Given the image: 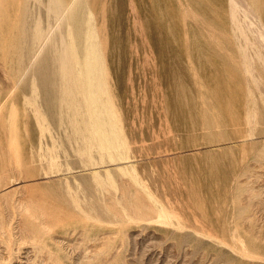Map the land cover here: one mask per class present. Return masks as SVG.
Instances as JSON below:
<instances>
[{"label": "rangeland", "instance_id": "1", "mask_svg": "<svg viewBox=\"0 0 264 264\" xmlns=\"http://www.w3.org/2000/svg\"><path fill=\"white\" fill-rule=\"evenodd\" d=\"M171 2L99 7L54 118L46 0L0 2V34L44 45L0 62V264H264V0ZM73 11L54 24L77 47Z\"/></svg>", "mask_w": 264, "mask_h": 264}, {"label": "crops", "instance_id": "2", "mask_svg": "<svg viewBox=\"0 0 264 264\" xmlns=\"http://www.w3.org/2000/svg\"><path fill=\"white\" fill-rule=\"evenodd\" d=\"M141 0H113L114 5L112 8L118 9L116 11L117 14H127V9H130V13H134L135 9L138 7V4ZM151 0H143V3L148 6L150 4ZM171 2V0H169ZM58 5L56 6L55 0H46V26L44 29V25H42L39 28H36V31L33 32L31 35L33 38L36 39H46L45 44V56L42 59V63L46 64V77L47 78H76L81 77V75H71V64H72V55L74 53V56L78 60L79 65V71L82 67V71H86V55H87V32L85 31V27L82 26L83 24V18L82 16H87L88 14L94 15V21L92 24H90L91 31L90 33L93 36L94 40V47H96V53L98 52L97 47L102 46L103 43L101 42V36H100V20L97 16L100 14H105V9L100 10L99 7L103 6L104 8L109 6L108 0H58ZM172 4V2H171ZM49 5V6H48ZM75 8V11H73V15H79V19L77 20L76 24V37L78 38V46L76 47L75 44L72 46L71 44V34L70 32H67L65 26L63 27V31L60 34H57L55 31V24H54V18H55V10L59 13H62V17L67 18V13L70 11L71 8ZM54 9V10H53ZM26 18V15L23 17ZM52 18V19H51ZM85 17V21H86ZM24 22V21H23ZM86 24V23H85ZM24 25H26V21L24 22ZM11 30H9V34H7V31L5 30V33L2 35L0 34V38L2 42L0 45V56L4 58H0V62H15L17 61V57L19 55L23 54H35L38 52L39 49H41L44 45H36L37 48H35L36 51L30 50V51H24V49L28 48L31 49V47H25L26 44H24V39H27L30 35L27 34V30L23 28V26L18 27L17 24H15ZM8 38V39H7ZM9 40V42H7ZM31 46V45H28ZM73 47V51H72ZM39 48V49H38ZM16 57L13 59L12 57ZM9 57V59L7 58ZM100 59H98L99 61ZM76 62V61H74ZM100 68L102 67V59L99 62ZM57 72V74H56ZM62 72V74H61ZM82 77H85V75H82Z\"/></svg>", "mask_w": 264, "mask_h": 264}, {"label": "bare ground", "instance_id": "3", "mask_svg": "<svg viewBox=\"0 0 264 264\" xmlns=\"http://www.w3.org/2000/svg\"><path fill=\"white\" fill-rule=\"evenodd\" d=\"M0 2H3V0H0ZM2 4V3H1ZM2 6H3V4H2ZM1 5H0V8L2 7ZM49 6V5H48ZM54 10V9H53ZM40 14V13H39ZM57 14V13H56ZM55 15V14H54ZM58 15V14H57ZM57 17V16H56ZM52 19V18H51ZM88 21L90 20L89 18L87 19ZM88 21L86 22V24L88 25ZM24 22H25V20H24ZM23 22V23H24ZM90 23V22H89ZM88 34V33H87ZM90 34L91 33H89L88 35H87V48L88 47H92L91 46V42L89 43V41H91L92 40V44H93V36H91L90 37ZM90 45V46H89ZM94 45V44H93ZM94 47V46H93ZM40 52H41V49H39L38 50V52L37 53H35V55H34V57H33V59H32V61H31V63H33L37 58H38V56H39V54H40ZM92 53H91V51H90V49H87V55H86V65L88 64V62L89 61H91L90 60V58L91 57H93V55H91ZM94 58V57H93ZM92 60H94V59H92ZM93 62V61H92ZM97 62V61H96ZM94 65V64H93ZM89 66H90V63H89ZM101 76V75H100ZM98 77V76H97ZM39 79H40V83H41V88H42V90H43V92H42V97H43V99H44V101H46V102H44L45 104H48V106H47V109L49 110V112L51 113V114H53V118H54V108H53V106L51 105V104H53L54 103V99H55V94H54V92H51V91H49V85L51 84V80H53V83L55 82V79L56 78H47L46 77V75H40L39 76ZM13 81L15 82V86H17L18 85V83H19V81H20V78L17 80V79H13ZM14 86V87H15ZM34 89H35V87H34ZM1 92V91H0ZM15 91H13V93H14ZM4 93V92H3ZM5 94V93H4ZM12 94V93H11ZM6 96L7 95H4V96H2L1 95V93H0V109H1V105L4 103V101L6 100ZM65 103V102H64ZM98 106V105H97ZM95 115V114H94ZM102 115V114H101ZM103 116V115H102ZM73 148V147H72Z\"/></svg>", "mask_w": 264, "mask_h": 264}]
</instances>
